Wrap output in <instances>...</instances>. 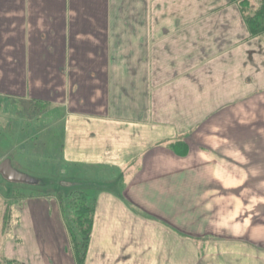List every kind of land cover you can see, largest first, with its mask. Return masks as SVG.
<instances>
[{"label": "crops", "instance_id": "1", "mask_svg": "<svg viewBox=\"0 0 264 264\" xmlns=\"http://www.w3.org/2000/svg\"><path fill=\"white\" fill-rule=\"evenodd\" d=\"M101 1V7L96 10L88 6L87 0H69L68 18L73 11L79 20H84L85 14L92 17V23H81L84 30L81 36L84 39L96 37L98 41L96 47L84 52L73 67L70 48L75 39L74 29L78 26L74 28L69 23L65 35L62 31L57 33L53 23L49 29L54 38L50 39V33L42 24L44 0L42 3L38 0H0V93L18 100L26 95L33 96L28 99L35 101L43 113L54 111V125H61L64 120L63 131L61 127L59 130L53 127L50 131L53 140L63 139L60 157L64 156L70 168L68 177L61 178L62 182L68 183L70 190H83L95 205L86 264H172L173 245L169 238H182L181 235L191 233L189 229L197 226H200L197 232L218 235L216 229L204 227L210 217L197 205H203L216 191L220 194L222 187L234 190L237 182L216 180L217 169L204 168L206 158L213 161L210 153L203 151L205 149L193 148L185 156L171 149L167 140L173 134V123L157 114L160 100L169 104V85L180 80L177 78H182V93L189 97V84L184 79L190 75L189 51L178 66L173 62L168 65V72L161 70L160 56L171 52L170 45L159 42L171 38L175 41L179 37L180 22L173 29L159 18L153 19L158 8L154 7L155 3L150 6V21H125L119 36L117 20L111 17L110 0ZM94 21L99 30L94 29ZM129 38L134 40V45H140V50L142 45L146 49L142 58L133 54L130 60L124 47L118 51L117 45L124 46ZM66 43L69 70L62 75V60L59 59L60 67L57 65L54 71L53 65L46 64L50 51L56 53L58 47L62 50ZM82 48L85 47L77 45L76 53ZM146 61L147 68H144L142 64ZM52 71L57 77H67L64 88L68 92L65 94L74 93V101L68 97L63 104L51 101V95H43L45 72ZM36 77L39 78L37 83ZM88 91H91L89 95ZM62 107L65 115L56 117V109ZM164 107L160 108H167ZM39 143V140L33 143L32 148L35 146L40 151ZM9 152L0 157L11 159ZM29 154L30 145L23 157L19 156L20 165L12 158V166L20 172L19 168H28L24 156L29 157ZM30 204L36 205L33 210ZM27 205L28 212L22 213V237L26 239V231L34 226L38 229L34 231L35 237L36 233L37 238L48 233L51 244L58 236L56 229L59 236L69 237L59 208V214L48 213L43 218L40 211L47 206L46 202L28 200ZM219 214H222L221 209L216 217ZM24 216H27L26 221ZM35 237L33 251L45 253L43 241L41 244L37 239L36 245ZM214 246L218 252L216 256L220 255L222 251Z\"/></svg>", "mask_w": 264, "mask_h": 264}, {"label": "rangeland", "instance_id": "2", "mask_svg": "<svg viewBox=\"0 0 264 264\" xmlns=\"http://www.w3.org/2000/svg\"><path fill=\"white\" fill-rule=\"evenodd\" d=\"M149 1L110 0L111 17L117 20L119 36L125 21H150V6L155 3L154 7L158 8L153 19L159 18L161 23L170 24L167 27L173 29L180 22L179 37L175 41L171 38L159 42L170 45L171 53L160 56L164 73L168 72L169 64L175 62L178 66L186 53H190V75L184 78L189 84V97L182 93L180 77L177 78L179 81L169 85V104L165 105L161 100L158 104L157 114L173 123V134L167 140L170 148L183 156L193 148L205 149L203 151L210 153L213 163L206 158L204 168H216V180L237 182L234 190L222 187L220 194L216 191L203 205H197L210 217L206 216L208 221L205 226L202 225L216 229L218 235L197 232L200 227L197 226L195 229L191 227V233H184L182 238H169L173 245L172 264H213L210 260L221 262L215 264H246V260H250L247 264H264V32L251 35L246 23V18L254 16L264 0ZM101 3V0H87L88 6L96 10ZM69 5V0H44L42 24L50 33V39L54 38L49 29L53 23L57 33L62 31L65 35L69 23L71 27L78 26L74 29L75 39L70 48V62L74 67L81 55L95 48L98 41L96 37L84 39L81 36L84 32L81 23H92V17L85 14V19L79 20L73 11L68 18ZM165 14L167 16L163 19L161 16ZM93 26L95 30L100 29L96 21ZM77 45L85 47L79 54L75 51ZM42 47L45 48V45ZM122 47L128 52L127 56H131L130 60L133 54L142 58L146 52L143 45L141 49L144 52L140 50V45H134L131 38L125 41L124 46L122 43L117 45L118 51ZM160 48L162 50L163 47ZM50 52L46 65H53L54 71L60 59L62 75H66L69 70L67 43L64 49L58 47L56 53ZM142 65L147 68V61ZM53 71L45 72L43 95H51V101H62L63 104L68 97L74 101V93L65 94L68 92L64 88L67 77H57ZM49 73L52 76H48ZM37 82L39 78L36 77ZM32 97L26 95L18 100L0 93V155L10 151L11 159L20 165L19 156L23 157L30 145L31 155L24 156V162L29 167L19 169L40 182L15 184L0 175V264H78L70 235L67 238L63 234L59 236L56 229L59 237L56 236L51 244L48 233L39 238L36 233L35 237L37 226L26 231V239L20 233L22 213L29 209L28 200L32 203L39 199L47 203L40 211L44 218L48 213L59 214L58 208L62 212L61 198L65 203L73 198L68 197V183L61 179L68 177L70 171L64 156L60 157L59 148L63 139L53 140V133L50 135L53 127L56 130L61 127L63 131L64 120L61 125H54V111L43 113L34 104L35 101L28 99ZM65 111L63 107L57 108L56 117H63ZM62 131L61 138L64 137ZM38 140L40 151L35 146L32 148ZM5 158L0 157V161ZM200 162H203L202 158ZM229 170L231 173H228ZM34 204H30L32 210L36 206ZM219 209L222 211L218 215L221 220L216 217ZM29 214L32 221L33 217ZM26 219L27 216H24ZM34 237L36 245L37 239L41 244L43 241L45 253L33 251ZM214 245L222 251L218 256Z\"/></svg>", "mask_w": 264, "mask_h": 264}, {"label": "trees", "instance_id": "3", "mask_svg": "<svg viewBox=\"0 0 264 264\" xmlns=\"http://www.w3.org/2000/svg\"><path fill=\"white\" fill-rule=\"evenodd\" d=\"M246 23L251 35L264 32V2L254 16L246 18ZM68 194V197L73 198L67 203L61 198L62 213L78 264H85L93 229L95 205L90 203L83 190L72 189Z\"/></svg>", "mask_w": 264, "mask_h": 264}, {"label": "water", "instance_id": "4", "mask_svg": "<svg viewBox=\"0 0 264 264\" xmlns=\"http://www.w3.org/2000/svg\"><path fill=\"white\" fill-rule=\"evenodd\" d=\"M0 174L7 180L15 183H27L33 184L36 183L37 180L32 178L31 176L22 173L11 165L10 159H5L0 163Z\"/></svg>", "mask_w": 264, "mask_h": 264}]
</instances>
